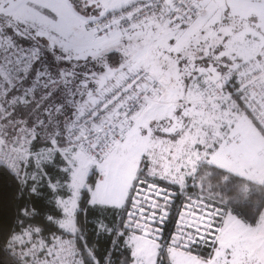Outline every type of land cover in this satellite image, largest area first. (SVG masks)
I'll list each match as a JSON object with an SVG mask.
<instances>
[{
	"label": "snow or ice",
	"instance_id": "1",
	"mask_svg": "<svg viewBox=\"0 0 264 264\" xmlns=\"http://www.w3.org/2000/svg\"><path fill=\"white\" fill-rule=\"evenodd\" d=\"M0 264H264V0H0Z\"/></svg>",
	"mask_w": 264,
	"mask_h": 264
}]
</instances>
